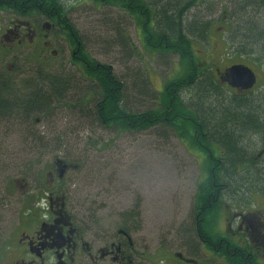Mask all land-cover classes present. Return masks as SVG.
<instances>
[{"label": "trees", "instance_id": "1", "mask_svg": "<svg viewBox=\"0 0 264 264\" xmlns=\"http://www.w3.org/2000/svg\"><path fill=\"white\" fill-rule=\"evenodd\" d=\"M83 1L96 8L115 9L130 18L142 37L144 52L148 56L174 57L177 59V71L163 86L162 92L157 93L158 96L155 92H152V96L151 93L147 96L153 102L152 108L141 112L133 111L127 97L130 89L126 82L118 78L110 65L99 63L86 52L79 31L69 18V12L73 8L67 1L0 0L1 5L21 16H31L32 12H36L41 18L60 27L73 53L71 64L76 67L78 74V77L74 75L72 78L60 75L46 77V83L50 85L35 93L33 100L23 105L24 110L15 117L18 118L16 121L20 129L23 128V132L19 134L28 137L25 141L38 148L51 144L52 141L45 142L39 136L42 133L34 130L37 120L30 118L39 114L40 121L50 119L55 108L68 106L65 101L67 93L71 91H80L77 102L72 104L80 119L92 126L114 131L117 135L150 131L175 133L192 149L201 167L192 226L190 230L181 232L184 245L193 254L197 252L201 242H215L216 253L226 256L229 264H243L241 258L237 257L239 261L236 262L224 249L225 241L216 227L217 220L224 211L222 205L225 197H234L240 201L243 195L250 196L261 190L264 192V164L261 163L264 156L259 158L260 154L257 155L264 143V95L253 97L230 92L219 82L213 73V67H207L201 57L197 56L195 47L208 45L213 26L210 13L213 6H206L210 1ZM26 10H29L27 14ZM120 28L121 25L116 21L108 23L106 36L112 33V44L119 46L123 54L127 53L129 59L137 57L138 52L129 41V35L123 34V29ZM246 28L242 24L236 26L238 39L232 42L231 47L237 53L248 40L246 34L254 31ZM258 33L250 39L253 40V46L261 48L260 51L264 53V41L258 39ZM228 48L230 47L227 46L226 52ZM235 57L241 59L240 53ZM39 75L42 77L41 71ZM137 77L140 91H148V82L140 74ZM75 78H80L81 81H76ZM82 82L87 83V87L80 90ZM226 92L231 95L228 96ZM11 106L14 105H8L9 108ZM1 109L0 104V115ZM6 111L10 112L9 109ZM12 133L7 132L9 135H13ZM43 172L38 179L41 182ZM89 212L90 210L87 211ZM133 219H140L139 207L124 216V227L127 228ZM211 234L214 238L210 239Z\"/></svg>", "mask_w": 264, "mask_h": 264}, {"label": "rangeland", "instance_id": "2", "mask_svg": "<svg viewBox=\"0 0 264 264\" xmlns=\"http://www.w3.org/2000/svg\"><path fill=\"white\" fill-rule=\"evenodd\" d=\"M65 1L73 8L69 12V18L79 31L86 52L99 63L110 65L118 78L128 85L130 108L136 112L152 108L153 102L149 101L147 96L150 93L152 96V92L158 96L157 93L162 92L163 86L177 71V59L171 56H148L144 52L142 37L133 21L119 11L96 8L83 0ZM210 3L206 6L210 7ZM7 16H0L1 23H5ZM113 21L121 25L123 34L129 35V41L131 40L138 52L137 57L129 59L127 53L123 54L119 46L112 44L113 34L108 33L106 36L107 24ZM219 28L222 26H212L207 46L195 47L197 56L201 57L207 67H213L215 75L218 70L221 73L233 63L242 62V58L238 59L235 55L228 54V50L225 51L227 46L220 36H216L215 31ZM49 33L50 31L45 33V39L52 44L48 55L46 53L50 58L46 61L43 54H40L39 71L44 77L47 73L52 77H78L76 67L71 64L73 53L68 42L61 32L58 33L61 37L53 31L51 35ZM11 56L17 58L21 53L16 51ZM245 62L254 65L250 59ZM256 70L258 71L257 68ZM137 74L148 82V91H140V82H136ZM75 80L81 81L80 78ZM86 87L87 83L82 82L79 88L83 90ZM79 92L67 93V107L61 105L55 108L56 110L53 109L50 119L36 122L34 130L42 133L39 136L45 142L52 141L51 144L43 143L45 147L38 148L25 141L28 137L7 134L0 137V146L16 150L5 152L10 161L22 165L38 164L35 171L39 173L51 168L57 170L56 164L59 161L69 165L61 175L71 190L70 208L74 214L79 211H83L84 216L91 214L93 236L107 232L116 233L126 225L124 216L139 207L140 219L131 220L129 225L139 231L141 236L144 235L148 244L155 248L161 246L166 252V264H180L177 254L190 256L189 249L180 236L182 231L191 229L195 215L197 184L201 181L199 159L195 157L192 149L188 148L187 143L181 141L173 132L150 131L117 135L114 131L90 125L80 119L72 104L77 102ZM263 92L264 88L258 85L249 96L257 97ZM226 94L231 95L229 92ZM58 139L63 141L60 140L61 146ZM258 154L259 158L264 156L260 149ZM0 160L8 161L7 157ZM261 163L264 164V160H261ZM31 180L19 183V186L32 189L45 181L41 182L35 178ZM255 195H243L240 201L234 197H225L222 205L224 211L217 220L216 227L220 236L224 234L228 223L226 221L230 222L236 232L240 214L245 216L261 209L263 203L257 200ZM240 204L243 207L240 208ZM88 209L90 212L86 213ZM208 256L205 257L200 251L193 257L207 264H226L216 255L212 257L211 253H208Z\"/></svg>", "mask_w": 264, "mask_h": 264}, {"label": "flooded vegetation", "instance_id": "3", "mask_svg": "<svg viewBox=\"0 0 264 264\" xmlns=\"http://www.w3.org/2000/svg\"><path fill=\"white\" fill-rule=\"evenodd\" d=\"M209 1L213 6L210 10L212 25L222 26L216 29V36H220L230 47L228 54L240 53L242 58L241 63L232 64L226 69L243 65L256 75V84L245 92L235 90L228 84L222 85L230 92L245 96L250 95L258 85L264 88V53L260 51L261 48L253 46L250 39L260 32L258 39L264 41V0ZM0 6L3 7L0 8V16L8 15L5 23H1L0 18V137H4L7 132H23L15 117L24 110L23 105L33 100L35 93L50 85L45 80L51 76L50 73L45 77L39 75V57L43 54L46 61L50 58L47 55L52 44L46 41L45 33L50 31L51 35L53 31L57 35L63 30L36 12L29 16V10H26L28 16H21L1 3ZM237 24L254 29L246 34L248 40L238 53L231 47L232 42L238 39ZM58 36L61 37L60 34ZM16 51L21 53L20 57L11 56ZM246 59H250L254 65L245 62ZM226 69L216 73L219 81ZM259 71L263 73H257ZM9 104L14 106L9 108ZM38 115L30 119L39 122ZM260 151L264 153V143ZM5 152L16 150L0 146V159L7 157L8 160H0V264H166V252L161 246L155 248L148 244L146 237L129 225L127 228L121 227L116 233L93 236L91 214L84 216L83 211L74 214L71 210V190L61 175L66 165L59 161L57 170L51 168L39 173L35 171L38 164L22 165L10 161ZM42 172V181H45L38 187L24 189L19 186V183H26L34 176L38 180ZM252 195L263 203L261 209L245 216L240 214L236 232L226 221L228 223L221 238L225 241L224 249L236 262L241 258L243 264H264V192L261 190ZM212 237L211 234L209 238ZM214 248L215 242L207 240L198 245L196 253H189L190 256L177 254L176 257L180 264H207L193 257L201 251L205 257L211 253L212 257L216 255L229 264L227 257L218 255Z\"/></svg>", "mask_w": 264, "mask_h": 264}, {"label": "water", "instance_id": "4", "mask_svg": "<svg viewBox=\"0 0 264 264\" xmlns=\"http://www.w3.org/2000/svg\"><path fill=\"white\" fill-rule=\"evenodd\" d=\"M222 84H228L231 88L240 92L251 90L256 84V75L248 67L234 65L225 70L221 75Z\"/></svg>", "mask_w": 264, "mask_h": 264}]
</instances>
